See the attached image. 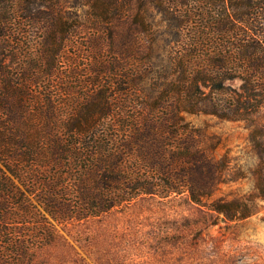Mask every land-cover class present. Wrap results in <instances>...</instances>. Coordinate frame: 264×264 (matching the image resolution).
Here are the masks:
<instances>
[{
    "label": "trees",
    "instance_id": "1",
    "mask_svg": "<svg viewBox=\"0 0 264 264\" xmlns=\"http://www.w3.org/2000/svg\"><path fill=\"white\" fill-rule=\"evenodd\" d=\"M194 113L264 145V0H0V264H43L48 216L143 195L250 215L249 197L207 202L238 176ZM255 176L264 199V160Z\"/></svg>",
    "mask_w": 264,
    "mask_h": 264
},
{
    "label": "rangeland",
    "instance_id": "2",
    "mask_svg": "<svg viewBox=\"0 0 264 264\" xmlns=\"http://www.w3.org/2000/svg\"><path fill=\"white\" fill-rule=\"evenodd\" d=\"M150 12L154 17L150 19L157 20L155 10ZM231 83L237 85L239 80ZM187 120L238 176L221 183L207 202L224 195L249 197L250 215L226 219L185 193L169 198L143 195L97 217L59 221L48 216L57 238L39 252V260L43 264H264V199L256 197L255 176L264 160V145L254 142L243 121L206 113L188 114Z\"/></svg>",
    "mask_w": 264,
    "mask_h": 264
}]
</instances>
